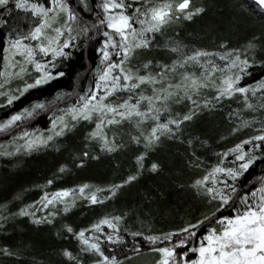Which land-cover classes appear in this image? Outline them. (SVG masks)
<instances>
[{
	"label": "snow or ice",
	"instance_id": "obj_1",
	"mask_svg": "<svg viewBox=\"0 0 264 264\" xmlns=\"http://www.w3.org/2000/svg\"><path fill=\"white\" fill-rule=\"evenodd\" d=\"M10 2L30 26L9 32L0 110L65 77L74 55L82 61L91 55L72 91L57 90L51 99H36L0 119V134L10 137L0 157L8 158L60 152L69 136L86 129L82 147L68 149L69 159L42 184L0 203V235H11L10 225L25 217L53 227L57 237L76 242L74 249L57 251L64 264H139L145 257L148 264H264V169L250 173L264 164V78L246 82L253 67L264 69V0H233L231 35L216 38L212 48L189 45L178 31L220 9L210 0H0V25L8 24L2 17L12 13ZM242 30V40L234 41ZM153 50L163 55H148ZM48 113L50 128L31 126ZM215 117L225 125L215 132L216 143L225 145L219 150L210 143L218 126L193 129ZM164 149L182 159L176 183L202 202L197 215L156 228L151 212L142 215L138 205L112 207L87 226L68 222L81 205L113 204L145 173L163 172L165 165L154 157ZM121 152L132 153V165L118 180L52 187L73 169ZM114 167L119 169L118 160ZM29 190H38L39 198L24 203ZM153 199L145 194L146 205ZM130 220L139 226L130 228ZM27 247L0 241V264H28ZM31 264L43 261L31 257Z\"/></svg>",
	"mask_w": 264,
	"mask_h": 264
},
{
	"label": "trees",
	"instance_id": "obj_2",
	"mask_svg": "<svg viewBox=\"0 0 264 264\" xmlns=\"http://www.w3.org/2000/svg\"><path fill=\"white\" fill-rule=\"evenodd\" d=\"M211 3H219L220 9L213 8L207 15L197 18L193 22H185L182 29H178L180 36L189 45L197 47L212 48L216 38L224 35H231L228 30L232 21V17L236 15L232 8L233 0H210ZM13 11L10 15H4L2 18L8 20L7 25H0V72L4 70V57L6 53L4 48L8 47L9 32L17 28L20 24V30H26L30 25L27 21H20V17L24 15L21 10L14 8V4L10 2L8 5ZM5 9L0 8V13H4ZM247 32H251L252 28L247 27ZM242 30L239 36H233L234 41L242 40L245 35ZM91 53H86L82 61L79 55H74L66 66L67 75L59 78L47 86H43L36 90H31L20 101L16 102L13 108L0 110V119L6 117L12 111L20 110L23 106L31 101L40 98L51 99L57 90L72 91L76 86V74L83 71L82 63L88 62ZM148 55L160 56L163 53L153 50ZM93 59L95 57L93 56ZM253 74L252 79H248L247 83H253L255 79L264 78V69L255 66L250 70ZM90 77V74H89ZM80 87H86V83L81 81ZM60 107H64L63 104ZM51 114H41L30 124L34 128L41 130L50 128ZM218 126L211 133L215 150L225 145L216 143L215 132L224 128L220 117L203 118L193 125V129L197 132H204L209 127ZM86 129L78 130L74 135L69 136L65 143L66 148L60 152L46 150L32 155L18 154L16 157H0V203L9 201L19 191L23 189H31L32 185L42 184L44 180L56 170L57 166L69 159L68 149H79L82 147L83 133ZM250 133H241V137ZM10 137L0 134V146L8 147ZM232 141L228 142L230 146ZM2 150V148H0ZM210 149L208 156L212 155ZM154 159H159L165 165V169L159 175L145 173L143 177L132 186L128 187L123 194L110 205L93 206L91 208L81 205L67 217L69 223L76 227L87 226L103 211H111L112 207L122 209L126 207L137 208L143 215L144 211L151 212V223L156 228H166L181 222V217L195 216L201 210L202 202L194 198L190 190L180 189L177 186V176L183 171L182 159L175 153L174 149H164L159 151ZM120 163L119 169L114 167L115 161ZM132 165V153L121 152L114 157L102 156L99 161H91L83 169H73V171L62 180L57 181L53 188L68 187L82 181H90L95 183H104L111 180H118L126 174V171ZM264 164H257L250 173L260 175ZM188 173H185L181 179L187 180ZM163 193L160 196L159 193ZM150 193L154 199L150 204H145V194ZM38 190H29L25 192L24 203H30L39 198ZM12 211L17 210L15 204L11 205ZM138 223L130 220L129 227H138ZM11 235H0V241L12 243L17 246H28L26 249V259L31 264V257H35L36 261H43V264H64L63 260L57 255V251L62 247H76L74 240L61 239L55 235V229L50 226H35L31 224L28 218H20L15 224L10 225ZM129 240L132 238L129 236ZM148 258L145 257L139 264H146ZM3 264H12L9 261H3Z\"/></svg>",
	"mask_w": 264,
	"mask_h": 264
},
{
	"label": "rangeland",
	"instance_id": "obj_3",
	"mask_svg": "<svg viewBox=\"0 0 264 264\" xmlns=\"http://www.w3.org/2000/svg\"><path fill=\"white\" fill-rule=\"evenodd\" d=\"M33 43H35V42H33ZM148 258V257H147ZM148 260V259H147ZM146 264H148V261L146 262Z\"/></svg>",
	"mask_w": 264,
	"mask_h": 264
}]
</instances>
